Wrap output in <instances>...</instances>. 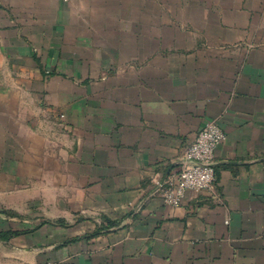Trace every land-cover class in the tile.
Returning a JSON list of instances; mask_svg holds the SVG:
<instances>
[{"label": "crops", "instance_id": "1", "mask_svg": "<svg viewBox=\"0 0 264 264\" xmlns=\"http://www.w3.org/2000/svg\"><path fill=\"white\" fill-rule=\"evenodd\" d=\"M210 121L214 188L166 205ZM1 208L0 264H264V0H0Z\"/></svg>", "mask_w": 264, "mask_h": 264}, {"label": "built area", "instance_id": "2", "mask_svg": "<svg viewBox=\"0 0 264 264\" xmlns=\"http://www.w3.org/2000/svg\"><path fill=\"white\" fill-rule=\"evenodd\" d=\"M225 140L226 135L216 122L204 124L182 153L177 171L158 184L154 193L166 205L177 207L189 191L212 190L216 182L215 151Z\"/></svg>", "mask_w": 264, "mask_h": 264}, {"label": "rangeland", "instance_id": "3", "mask_svg": "<svg viewBox=\"0 0 264 264\" xmlns=\"http://www.w3.org/2000/svg\"><path fill=\"white\" fill-rule=\"evenodd\" d=\"M0 230L1 231H13L12 228L18 229L20 227V218H16V214L5 209L1 208L0 210ZM22 219V218H21ZM41 220L39 217H31L28 219V226L29 227H35L38 223H40Z\"/></svg>", "mask_w": 264, "mask_h": 264}, {"label": "trees", "instance_id": "4", "mask_svg": "<svg viewBox=\"0 0 264 264\" xmlns=\"http://www.w3.org/2000/svg\"><path fill=\"white\" fill-rule=\"evenodd\" d=\"M20 233L18 231H1L0 230V240H9L14 236L19 235Z\"/></svg>", "mask_w": 264, "mask_h": 264}]
</instances>
